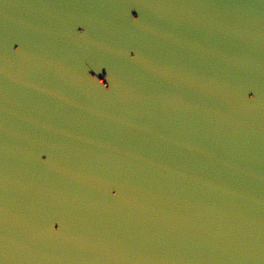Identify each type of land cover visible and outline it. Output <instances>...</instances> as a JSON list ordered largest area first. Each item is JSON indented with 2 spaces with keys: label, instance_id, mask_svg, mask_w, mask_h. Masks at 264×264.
<instances>
[{
  "label": "water",
  "instance_id": "95a60500",
  "mask_svg": "<svg viewBox=\"0 0 264 264\" xmlns=\"http://www.w3.org/2000/svg\"><path fill=\"white\" fill-rule=\"evenodd\" d=\"M0 264H264V0H0Z\"/></svg>",
  "mask_w": 264,
  "mask_h": 264
}]
</instances>
